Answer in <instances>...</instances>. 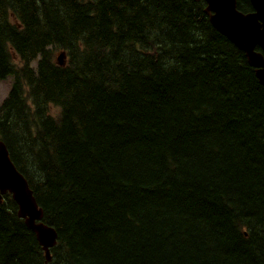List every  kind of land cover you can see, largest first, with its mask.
<instances>
[{
    "label": "trees",
    "instance_id": "16d2710c",
    "mask_svg": "<svg viewBox=\"0 0 264 264\" xmlns=\"http://www.w3.org/2000/svg\"><path fill=\"white\" fill-rule=\"evenodd\" d=\"M206 7L0 0V140L58 234L5 195L0 264H264V87Z\"/></svg>",
    "mask_w": 264,
    "mask_h": 264
},
{
    "label": "water",
    "instance_id": "95a60500",
    "mask_svg": "<svg viewBox=\"0 0 264 264\" xmlns=\"http://www.w3.org/2000/svg\"><path fill=\"white\" fill-rule=\"evenodd\" d=\"M198 1V0H197ZM207 13H212V26L246 54L249 64L256 69V77L264 87V0H250L253 13L244 14L237 8V0H205ZM63 65V55L59 56ZM12 194L18 204L19 217L34 231L45 249L57 242V233L43 223V213L39 209L28 181L18 171L10 159L8 149L0 142V200L4 194Z\"/></svg>",
    "mask_w": 264,
    "mask_h": 264
},
{
    "label": "rangeland",
    "instance_id": "374dc122",
    "mask_svg": "<svg viewBox=\"0 0 264 264\" xmlns=\"http://www.w3.org/2000/svg\"><path fill=\"white\" fill-rule=\"evenodd\" d=\"M36 63H33V66H35ZM14 78L13 76H8L6 79H4L2 82H0V107L3 104V102L7 99L9 96L12 87H13ZM51 112L53 114L57 113L56 109H52Z\"/></svg>",
    "mask_w": 264,
    "mask_h": 264
},
{
    "label": "bare ground",
    "instance_id": "6f19581e",
    "mask_svg": "<svg viewBox=\"0 0 264 264\" xmlns=\"http://www.w3.org/2000/svg\"><path fill=\"white\" fill-rule=\"evenodd\" d=\"M209 14V16H211V14L212 13H208ZM254 68V67H253ZM255 69V68H254ZM0 142L1 143H4L2 140H0ZM16 166V165H15ZM19 171V170H18ZM20 172V171H19ZM21 173V172H20ZM3 201V199L2 200H0V202H2ZM38 204V203H37ZM39 209L42 211V213H43V218H44V212H43V210L39 207ZM45 225V224H44ZM47 228H49V229H54L53 227H51V226H48V225H45ZM56 231V230H55ZM36 235V234H35ZM36 237H37V235H36ZM37 240H38V242H39V244H40V246L42 247V249H43V251H44V253H45V255H46V258H47V261L48 262H50L51 261V250L56 246H53V247H50V248H48V249H45L44 248V246L41 244V242H40V240H39V238L37 237ZM56 244H57V242H56Z\"/></svg>",
    "mask_w": 264,
    "mask_h": 264
}]
</instances>
